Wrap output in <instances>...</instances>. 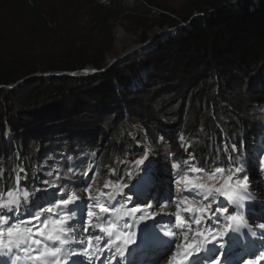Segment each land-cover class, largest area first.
I'll return each instance as SVG.
<instances>
[{
	"label": "trees",
	"instance_id": "16d2710c",
	"mask_svg": "<svg viewBox=\"0 0 264 264\" xmlns=\"http://www.w3.org/2000/svg\"><path fill=\"white\" fill-rule=\"evenodd\" d=\"M121 1L106 6L89 0L92 21L103 33L96 41L97 58H88L84 46L76 50L67 46L55 61L42 63L19 46L21 41L6 44L7 27L0 25V186L5 190L24 168L27 179L21 186L32 191L42 178L37 169L34 173V165L43 155L52 154L61 139L95 140L94 155L89 146V157L78 155L72 162L80 161L75 170L88 172V179L91 172L98 176L106 173L111 157L119 153L114 148L127 145L134 124L140 126L141 134L135 138L147 139L162 152L166 149L169 162L178 164L179 171L186 167L185 161L201 167L199 153L190 156L186 140L193 145L208 133L218 134L217 124L228 138H238V142L254 137L251 148L264 144V133L253 134V124L261 119L257 110L264 103V0H183L176 11L166 8L163 0H133L132 6H121ZM21 5L23 11L31 13L37 31L57 37L54 3L46 11L36 1ZM125 11L128 19L137 13L147 16L149 28H178L168 38L159 39L140 63L129 58L122 67L71 75L69 72L86 65L102 69L114 43L108 21ZM181 21L186 25H180ZM141 39L146 36L141 35ZM44 71L53 73L42 75ZM168 104H174L176 110L167 109ZM85 113L95 120H79ZM104 120L109 121V128L101 130ZM201 126L204 129L199 134ZM101 145L104 152L98 155ZM190 149L198 150L195 146ZM66 169L70 172L69 165ZM35 176L39 179L34 182Z\"/></svg>",
	"mask_w": 264,
	"mask_h": 264
},
{
	"label": "snow or ice",
	"instance_id": "6c2138e0",
	"mask_svg": "<svg viewBox=\"0 0 264 264\" xmlns=\"http://www.w3.org/2000/svg\"><path fill=\"white\" fill-rule=\"evenodd\" d=\"M180 140L183 141L184 137L181 136ZM150 151L145 146L144 155L131 162L137 172L134 184H113L109 180L104 184V189L108 191L97 190L95 196L89 184L84 189L88 192L87 198L80 197L76 192L69 194L66 187H59L60 180L73 186L81 181L87 183L88 172L75 170L80 161L73 163L71 157H66L71 175L57 173V179L51 185L44 181V187L32 191L21 186L27 176L25 169L20 168L11 187L5 190L0 186V264H96L97 261L99 264H113V261L119 264V258H125V252L134 244L136 237L123 218H131L144 211V208L140 204L130 208L121 204L117 209L115 204L120 201L134 203L142 199L140 192L131 191L142 183L152 187V177L147 171L150 164L146 163ZM237 151L233 144L230 152L226 150L227 160L219 158V162L225 166L205 170L192 164L183 176L176 173L175 182L183 184V192L186 193L176 203L175 213L183 241L176 245L180 251L172 253L168 264H206L213 256L212 264H228V251L238 240L235 234L247 229L251 236L257 235L245 220L246 202L255 200V196L250 191V176L244 174L247 171V158L234 156L233 153ZM258 151L264 153V147ZM189 163L185 161L186 165ZM262 164L264 160L257 157L256 166L264 171ZM178 168V164H171V169ZM189 172L199 175L190 176ZM20 173L25 175L21 176ZM126 175L132 178L131 171ZM38 179L35 176L34 182ZM49 188L57 189L60 195L52 193L55 202L45 199L47 207H41L37 193L44 192L47 195ZM125 189L129 192H125ZM164 198L168 200L170 196L166 194ZM153 206L149 204L148 208ZM157 215L151 213L153 223H144L142 233L150 230L155 232ZM139 219L146 221L149 217L141 215ZM135 223L133 220L132 224ZM184 227H187V231L183 230ZM255 227L262 230L260 235L264 236V223ZM164 236L174 237L175 232L166 231ZM162 243L167 245L165 252L171 249L172 239L162 240ZM261 259H264V253L256 255L255 259L245 260L244 264H259Z\"/></svg>",
	"mask_w": 264,
	"mask_h": 264
},
{
	"label": "rangeland",
	"instance_id": "374dc122",
	"mask_svg": "<svg viewBox=\"0 0 264 264\" xmlns=\"http://www.w3.org/2000/svg\"><path fill=\"white\" fill-rule=\"evenodd\" d=\"M24 1H36L39 8L43 11H46L49 7V4L51 3H54L57 6V37H53L51 34L48 35L47 33H45V31L42 30L37 31V27L31 13H26V11L22 10L21 3H23ZM95 1L108 6L112 5L111 2H113L114 0ZM163 1L166 2V8H170L175 11L184 4L183 0ZM120 4L121 6H132L133 0H123V3L121 1ZM153 9L155 10V8ZM126 13L127 11L121 13L117 18H112L110 21H108V24L112 25V37L114 43L111 50L105 55V64L102 69L107 65V63L111 61V59L116 60L111 62L110 66L117 65L120 67L127 64L129 62V58H133L135 63H137V61L138 63L142 62V60L146 59V55L150 54L153 51V47L155 46V43L159 41V39L162 40L168 38V36H170L173 32L171 31L165 33L166 29L169 28L168 26L161 28L154 25L149 28V26L151 25V21H145L147 16L145 17L142 13H137L138 15L134 19L125 18L124 16L126 15ZM91 16L92 13L89 5V0H0V25H4L5 27H7V30L5 32L7 38H4V41L7 42L6 44H9L10 42L16 43L18 41H21L19 42V46L26 50V53L32 54V56H35V58L42 63H44L45 61L50 63H52V61H55L56 57H58V55L64 49H66L67 46H69V48L72 50H76L77 48H79V46H84L87 51L88 58H97L98 54L94 52L95 50H98L99 47L95 46H97V42H99L103 38V33L101 31H98L97 27L92 21ZM168 16H170L169 13ZM181 22L179 23H181L182 26L186 25L187 23L183 21ZM119 29L122 30V36L119 35ZM30 33L34 34L29 35ZM141 35H145L146 39L142 40ZM94 36H96L97 40H95ZM136 46L140 47L136 48ZM134 47L135 49L132 54L133 57L128 55L122 56L123 53ZM86 67L96 69L91 65H86L84 68ZM78 71L80 70L73 71V74L71 75H87ZM48 72L51 71H44L42 72V74ZM84 96V99L86 100L88 96ZM68 99L69 98H67L66 100ZM154 100H157L156 97L152 100V104H154ZM66 107H68V104H66ZM167 109L175 111L176 106L174 104H168ZM257 111L260 114L261 119L253 124L254 130L256 131L253 134L260 135L264 133V123H262V121H264V103L262 107ZM66 119L70 118L68 117ZM79 120L90 122L92 120L94 121L95 119L93 118V116L89 115V113H85L81 117H79ZM66 125L67 124L64 125L65 128H67ZM217 125L219 126L220 130L218 134L208 133L207 135H204V137H201V139L197 140L200 143L193 145L186 140V147H188V150L191 152L190 156L193 152L199 153L200 156L197 158L202 161L201 168L209 170L214 169V167L225 166L219 162V158H223L226 161V150L227 152H230L231 145H236L238 151L236 153H233V155L247 158V171L244 174L250 176V191L255 196V200H252V202L248 204L247 207L249 211L248 222L252 225L256 224V220L261 219V217L264 216V200H259V195L264 192V181L261 179V177H255V175H260V170L256 166H254L255 164H251V160L253 159L255 160V162H257V157H260L261 160H264V153H254V148L250 149L251 138L253 140L255 139L251 135H249L248 137H244L238 142V138H226V133L224 132L225 129L223 127H220V124ZM76 128L79 129L82 127H75L74 129ZM107 128H109V121H102L101 130H105ZM139 128L140 126H138L137 124L132 125L131 129L129 130L131 138L127 145L124 144L114 148V151H118L119 153L117 154L116 152L117 155L111 157L110 165L106 166V173L101 174L99 177H93L90 173L91 177L87 179V183H84L87 184L85 186H82L81 184H76L75 186H73L71 184H67L64 180H60L59 187H66L69 194H71L72 192H76L80 197L87 198L88 192H86L84 189L87 188L89 184H91V191L93 196H95L97 194V190H105L104 184L106 181L111 180V182L115 184V181L112 179L117 176V172H120L119 177L121 178L123 173H125L127 170H136V168L131 165V162L142 157L144 155V147L147 146L151 149V151L149 161L146 163L150 164L153 161H160L161 169L158 171V180H167V182L171 181V187L168 188V190L171 191V200H165L164 198V204L158 201L156 203V207L154 208V212L159 213V208H165L169 206H172L170 212H172L173 210L176 211V203L181 199L182 195L186 194L183 192L184 185L177 184L175 182V178L170 179L169 172L171 164H169L166 158H162L163 154H166L167 152L166 149L164 152H162V149L157 150L156 146L154 144H151L147 139L143 137L138 139L135 138L141 135L138 134L140 131ZM202 129H204L202 126L198 128L199 134H202ZM70 135H72V133H70ZM218 135H220L221 137L217 140L216 137ZM245 136H247V132H245ZM12 137V134L8 135V139H11ZM88 140L89 139H87V137H85L84 140L80 141L61 139L57 141L58 145L54 148L52 154H45L42 156L43 159L41 158L38 161L36 159L37 163L34 165V173H36L37 169L42 178L40 179L38 185H36L34 188L39 189L44 187V181H47V183L51 185L53 181L57 179V173L61 175H71V173L66 169L67 165H69V161L65 159L66 157H71L73 159L75 156L84 155V158H87L91 154L89 146H92V155H94L95 152L93 148H97V142L95 140ZM114 144L116 146L117 143ZM101 146L102 148L97 151L98 155H102V153L104 152V147L103 145ZM192 146H195L196 149L200 147L202 148L198 150L195 149L196 151H191L190 148ZM260 146L264 147V144H261ZM67 148L70 150H65ZM120 148H122V150ZM59 152H61V154H58ZM120 153L121 155L119 156ZM166 157L168 158L167 155ZM33 159L34 158L32 157L29 160L31 161ZM122 161L127 163H120ZM168 164L170 167L168 166ZM254 169L256 170L255 172H253ZM49 172L52 173L51 176L48 175ZM189 175L196 176L199 174L189 172ZM81 183L83 184V182ZM50 191H54L57 196L60 195L57 189L49 188L48 193ZM37 197L39 198L38 202L40 206L47 207L45 199L51 198L52 194L46 195L44 192H39V195ZM64 198L67 197L65 196ZM249 202L250 201L246 202V204ZM130 206L132 205H128L127 207ZM236 236H238L239 238L245 236V234L241 229V232L236 234Z\"/></svg>",
	"mask_w": 264,
	"mask_h": 264
},
{
	"label": "water",
	"instance_id": "95a60500",
	"mask_svg": "<svg viewBox=\"0 0 264 264\" xmlns=\"http://www.w3.org/2000/svg\"><path fill=\"white\" fill-rule=\"evenodd\" d=\"M234 1H236V0H234ZM197 14L198 13H194V16L197 15ZM177 28H178V26L172 27V28H167L166 31H165V33L166 32H171V31H174V30H177ZM138 47H140V46H136V48H138ZM134 49H135V47L134 48H131L130 50H128L125 53H123L122 56H124V55L132 56ZM115 60L116 59H111V61L109 63H107V65L103 69H101V70L100 69H98V70L97 69H91V68L86 67V68L81 69L78 72H81L83 74H91V73L93 74V73H97V72H100V71H103V70L107 69V67L111 65V62H113ZM52 73L53 72H48V73H43L42 75H50ZM59 73L63 74L62 72H59ZM69 73L70 74H73L72 72H69ZM16 83H14V84H16ZM14 84H12L11 86H13ZM11 86H8V87H11Z\"/></svg>",
	"mask_w": 264,
	"mask_h": 264
},
{
	"label": "bare ground",
	"instance_id": "6f19581e",
	"mask_svg": "<svg viewBox=\"0 0 264 264\" xmlns=\"http://www.w3.org/2000/svg\"><path fill=\"white\" fill-rule=\"evenodd\" d=\"M121 31H122V30L119 29V35L123 34ZM121 36H122V35H121ZM132 57H133V56H132ZM259 198H261L262 200H264V193H262L261 195H259ZM171 207H172V206H169L168 209H170ZM256 223H257V224L264 223V217H263L262 220H260V219L256 220ZM255 230L258 231L257 239L260 240V239L263 237V236L260 235V233H261L262 230H260V229H258V228H255ZM178 232L181 234L180 230H178ZM182 239H183V236L181 235V239H178V242H177V243L175 242V243H176V244H179V243L181 242ZM176 244H175V245H176ZM172 253H173V250L171 251V253H170L169 256L165 257V258L162 260V262L156 261V262L153 263V264H168V263H167V260H168L169 257L172 255ZM158 256H160L159 258H161L162 255H161V254H157L154 258L156 259V258H158Z\"/></svg>",
	"mask_w": 264,
	"mask_h": 264
},
{
	"label": "clouds",
	"instance_id": "9594fccd",
	"mask_svg": "<svg viewBox=\"0 0 264 264\" xmlns=\"http://www.w3.org/2000/svg\"><path fill=\"white\" fill-rule=\"evenodd\" d=\"M181 25V24H180ZM58 74V73H57ZM163 156H164V158H166L167 160H168V162H169V158H167L166 157V154H163ZM169 164H170V162H169ZM169 164H168V166H169ZM170 167V166H169Z\"/></svg>",
	"mask_w": 264,
	"mask_h": 264
}]
</instances>
